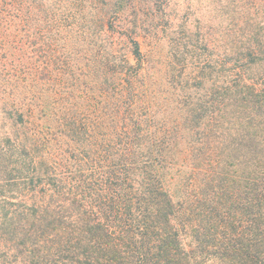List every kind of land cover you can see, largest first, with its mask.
I'll return each instance as SVG.
<instances>
[{
    "label": "trees",
    "instance_id": "trees-1",
    "mask_svg": "<svg viewBox=\"0 0 264 264\" xmlns=\"http://www.w3.org/2000/svg\"><path fill=\"white\" fill-rule=\"evenodd\" d=\"M162 3L0 0V264H264V0Z\"/></svg>",
    "mask_w": 264,
    "mask_h": 264
},
{
    "label": "rangeland",
    "instance_id": "rangeland-1",
    "mask_svg": "<svg viewBox=\"0 0 264 264\" xmlns=\"http://www.w3.org/2000/svg\"><path fill=\"white\" fill-rule=\"evenodd\" d=\"M164 4V8L157 9L156 6L153 7L150 13L145 15L147 18H154L158 21L157 28L152 30V35L159 36L163 35L165 37V32L163 33V28L166 29V33L170 34L171 29L175 27L177 21L186 23L187 27L191 28L194 27L196 23H199V26H203L202 31L206 29L205 25L208 24V19L211 18V14L209 12L208 7V0H160ZM149 2H147L148 4ZM153 2H150V6ZM157 9V10H155ZM143 16V15H142ZM175 22V23H174ZM174 23V24H173ZM147 35H140L138 39L141 44V48L143 52H147L149 50L150 41L145 38ZM155 38V37H154ZM158 39V38H157ZM29 41H32L31 37H29ZM166 40L161 39L158 47L155 49L156 53H159L161 56L165 54L166 51ZM34 47L29 44V55H32ZM31 51V53H30ZM219 51V52H218ZM215 52L217 54L220 53V49H216ZM15 56V55H14ZM17 56H15L16 58ZM17 59V58H16ZM30 61V60H29ZM22 63V62H21ZM2 66L0 65V71ZM4 82L0 77V129L5 125L8 127L9 120L4 119V115L2 114V102H1V91L3 90Z\"/></svg>",
    "mask_w": 264,
    "mask_h": 264
}]
</instances>
